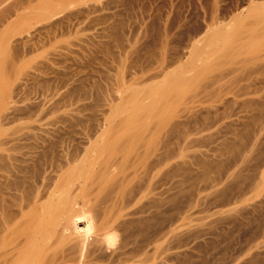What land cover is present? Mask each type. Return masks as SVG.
I'll use <instances>...</instances> for the list:
<instances>
[{"label": "rangeland", "instance_id": "obj_1", "mask_svg": "<svg viewBox=\"0 0 264 264\" xmlns=\"http://www.w3.org/2000/svg\"><path fill=\"white\" fill-rule=\"evenodd\" d=\"M41 1L52 13L35 2L27 19L0 24L3 66L21 64L20 75L0 73L6 113L33 108L31 120L3 122L11 141L0 137L1 149L10 142L1 152L29 155L40 129L61 139L41 141L53 149H34L44 157L17 188L23 175L8 164L20 156L0 168V261L24 248L29 264H264V22L249 10L264 0ZM133 114L139 141L122 134ZM112 141L119 147L99 158ZM48 203L60 206L55 224Z\"/></svg>", "mask_w": 264, "mask_h": 264}, {"label": "bare ground", "instance_id": "obj_2", "mask_svg": "<svg viewBox=\"0 0 264 264\" xmlns=\"http://www.w3.org/2000/svg\"><path fill=\"white\" fill-rule=\"evenodd\" d=\"M43 1H44V0H43ZM46 1H47V0H46ZM48 1H49V0H48ZM48 1H47V2H48ZM50 1H51V0H50ZM54 1H55V0H54ZM35 2H37L38 4H37V5H34V4H36ZM40 2L43 3L41 0H0V24H2V27H3V23L6 24L9 20H13L14 18H17L18 21H19V18L21 19V18L24 17V15H23L24 13H25V19H27V17L29 16V13L27 14L26 11H28L29 9H31V7H32L33 5L39 8V7L41 6V3H40ZM44 2H45V1H44ZM51 2H52V1H51ZM39 3H40V4H39ZM39 5H40V6H39ZM46 5H47V4H46ZM46 5L44 4L43 7H40V9L42 8V9L40 10V12L42 11V13H43V11H44L43 9H45L44 7H45ZM49 5H50V4H49ZM49 5H48V6H49ZM51 5H52V4H51ZM54 5H55V4H54ZM56 5H57V4H56ZM56 5H55V6H56ZM253 5H254V4H253ZM57 6H58V5H57ZM249 7H251L249 10H251V11L253 10V11H254V12L252 11V13H255V16H256V18L259 19V22H260V21H261V22H264V7L259 6V4H258V5H254V6L251 5V6H249ZM38 8H36V12H38V13H39L38 15L40 16V12H39ZM46 8H47V7H46ZM51 8H53V7L51 6ZM51 8L49 7V9H51ZM53 9H54V8H53ZM53 9H52V10H53ZM56 9H57V8H56ZM58 9H59V8H58ZM34 10H35V7H34ZM32 11H33V10H32ZM32 11L30 10V14H31ZM45 11H46V12H49V13L51 12L50 10L48 11V8L45 9ZM59 11H60V10H59ZM53 12H56V11H53ZM34 13H35V11H34ZM34 13H33V14H34ZM42 13H41V14H42ZM51 13H52V12H51ZM26 14H27V15H26ZM22 15H23V16H22ZM42 15H43V14H42ZM50 15H53V16H54L55 14H50ZM75 15H76V14H75ZM75 15H74V17H75ZM253 15H254V14H253ZM32 16H33V15H32ZM39 16H38V17H39ZM43 16H44V15H43ZM45 16H46V15H45ZM255 16H254V17H255ZM33 17H34V16H33ZM33 17H32V18H33ZM48 17H49V16H48ZM68 17H69V16H68ZM35 18H36V17H35ZM42 18H43V17H42ZM51 18H52V17H51ZM25 19L23 18V20H25ZM38 19H39V18H38ZM44 19H45V18H44ZM70 19H71V18H70ZM15 20H16V19H15ZM23 20H22V21H23ZM31 20H32V19H31ZM36 20H37V19H36ZM72 20H73V19H72ZM75 20H76V19H75ZM20 21H21V20H20ZM66 21H68V20L66 19ZM70 21H71V20H70ZM24 22H25V21H24ZM33 22H34V20H33ZM36 22H37V21H35V23H36ZM39 22H40V20H39ZM41 22H44V21H41ZM14 23H15V22H14ZM30 24H31V23H30ZM30 24H29V25H30ZM32 24H33V23H32ZM37 24H38V23H37ZM40 24H41V23H40ZM59 24H60V23H59ZM66 24H67V23H66ZM51 25H52V24H51ZM54 25H56V24H54ZM57 25H58V24H57ZM57 25H56V26H57ZM60 25H61V24H60ZM62 25H63V24H62ZM31 26H32V25H31ZM58 26H59V25H58ZM64 26H65V24H64ZM64 26H63V27H64ZM68 26H69V25H68ZM0 27H1V26H0ZM4 27H6V26L4 25ZM49 27H50V26H49ZM59 27H61V26H59ZM59 27H57L56 29H58ZM45 28H46V27H45ZM51 28H52V27H51ZM64 28H65V27H64ZM71 28H72V27H71ZM53 29H55L54 26H53ZM59 29H60V28H59ZM62 30H64V29H62ZM65 30H66V29H65ZM67 30H68V29H67ZM73 30H74V29H73ZM0 31H1V30H0ZM3 31H4V30H3ZM46 31H47V30H46ZM53 31H54V30H53ZM224 31H225V30H224ZM1 32H2V31H1ZM55 32H56V30H55ZM57 32H59V31H57ZM2 33H3V32H2ZM43 33H44V32H43ZM45 33H46V32H45ZM63 33H64V32H63ZM223 33H224V32H223ZM31 34H32V33H31ZM37 34H39V32H37ZM47 34H48V33H47ZM52 34H53V33H52ZM52 34H51V35H52ZM64 34H65V33H64ZM224 34H225V33H224ZM0 35H1V34H0ZM32 35H33V34H32ZM40 35H41V34H40ZM33 36H34V35H33ZM48 36L50 37L49 34H48ZM38 39H40V36H39ZM38 39H37V40H38ZM26 41H27V40H26ZM40 41H41V40H40ZM40 41H39V42H40ZM37 42H38V41H37ZM207 43H208V42H207ZM207 43H205V44L208 45L209 43H208V44H207ZM213 43H214V42H213ZM5 44H6V43H5ZM27 44H29V43H27ZM27 44H26V42H25L24 45H26V47H27ZM6 45H7V44H6ZM6 45L3 47L6 51H5V50L3 51V50H2L3 48L0 47V51L2 50V54H3V55H4V52L8 53V48H9V47H8V45H7V46H6ZM9 45L12 47V45H11L10 42H9ZM209 45H211V43H210ZM215 45H216V44H215ZM28 46H29V45H28ZM211 46H212V45H211ZM213 46H214V45H213ZM213 46H212V47H213ZM11 47H10V48H11ZM13 47H14V46H13ZM30 47H31V46H30ZM24 48H25V47H24ZM198 48H199V47H198ZM201 48H202V47H201ZM201 48H200V50H201ZM210 48H211V47H210ZM214 48H215V47H214ZM11 49H12V48H11ZM11 49H9V50H11ZM25 49H27V48H25ZM25 49H24V50H25ZM28 49H29V47H28ZM202 49H203V48H202ZM204 49H205V48H204ZM208 49H209V48H208ZM212 49H213V48H212ZM201 51H202V50H201ZM201 51H200V53H201ZM202 52H204V51H202ZM195 53H199V51H197V52L195 51ZM0 54H1V52H0ZM10 54H11V53H10ZM23 54H24V53H23ZM26 54H27V53H26ZM15 55H16V54H15ZM197 55H198V54H197ZM201 55H202V54H201ZM1 56H2V55H0V57H1ZM4 56H7V54H5ZM4 56H3V57H4ZM11 56H12V55H11ZM17 56H19V54H18ZM21 56H22V55H21ZM199 56H200V54H199ZM12 57H13V56H12ZM24 57H25V55H24ZM54 57H55V56H54ZM54 57H53V58H54ZM196 57H197V56H196ZM200 57H201V56H200ZM4 58H5V57H4ZM7 58H8V56H7ZM7 58H5V59H7ZM14 58H16V57H13L12 60H11V61L14 60V62H13V65H14V66L12 67V65H11V64H12L11 61H9V63H11V64H10L11 66H9V65H8V66H9L10 68H12V69L14 68L13 71L15 70L16 72H18L17 70H18V69L20 70V67L15 66V65H18L19 62H17L18 64H16V63H15L16 61H15ZM18 58H19V57H17L16 60H17ZM51 58H52V57H51ZM197 58L199 59V57H197ZM23 59H24V58H23ZM55 59H56V58H55ZM200 59H201V58H200ZM202 59H203V58H202ZM8 60H9V58H8ZM47 60H48V59H47ZM205 60H206V59H205ZM6 61H7V60H6ZM49 61H50V60H49ZM49 61H48V63H49ZM56 61H57V60H56ZM199 61H200V60H199ZM203 61H204V60H203ZM203 61H202V64L204 65L206 61H204V63H203ZM4 62H5V60H3L2 58H0V73H1V74H2V71H3L4 69H5V70L8 69V70H7L8 72H9V70H12V69H10L9 67H8V68H5L3 65H4V64H7V62H5V63H4ZM59 62H60V61H59ZM197 62H198V61H197ZM207 62H208V61H207ZM207 62H206V64H207ZM9 63H8V64H9ZM51 63H52V62H51ZM55 63H56V62H55ZM57 63H58V62H57ZM49 64H50V63H49ZM49 64H47V65L43 64V65L46 67V66H48ZM52 64H53V63H52ZM199 64H200V62H199ZM206 64H205V65H206ZM20 65H21V64H19V66H20ZM54 65H55V64H54ZM54 65H53V66H54ZM59 65H61V64H59ZM59 65H58V66H59ZM203 65H202V66H203ZM5 66H7V65H5ZM40 66H41V65H40ZM40 66H39V67H40ZM44 66H43V67H44ZM199 66H200V65H199ZM202 66H201V67H202ZM206 66H207V65H206ZM17 67H18V68H17ZM43 67H42V69L44 70ZM49 67H52V66L50 65ZM3 68H4V69H3ZM21 68H22V67H21ZM36 69H37V68H36ZM45 69H48V68H45ZM52 69H54V67H53ZM57 69H58V68H57ZM60 70H61V69H60ZM7 71H6V72H7ZM13 71H12V72H13ZM34 71L37 72V70H34ZM45 71H47V70H45ZM45 71H42V70H41V71L39 72V70H38L39 73H37V74H36V72H34V73L37 75V77H39L40 75H42V77H44L43 74H42L41 72L46 73ZM50 71H51V70H50ZM8 72H7V75H8ZM19 72H20V71H19ZM19 72L16 73V74H17V75H20ZM57 72H58V71H57ZM9 73H10V72H9ZM13 73H14V72H13ZM13 73H11V76L13 75ZM31 73H32V72H31ZM40 73H41V74H40ZM1 74H0V76H1ZM4 74H5V73L3 72L2 75L5 77ZM27 74H28V73H27ZM27 74H26V75H27ZM38 74H40V75L38 76ZM47 74H48V73H47ZM60 74H61V72H60ZM7 75H6V76H7ZM9 75H10V74H9ZM29 75H30V74H29ZM33 75H34V74H33ZM36 75H34V76L36 77ZM44 75H45V74H44ZM53 75H54V74H53ZM3 76H1V78H2ZM11 76H10L9 78H13V77H11ZM34 76L31 75V77H34ZM46 76H47V75H46ZM58 76H59V75H58ZM170 76H171V75H170ZM16 77H17V76H16ZM27 77H28V76H27ZM42 77H41V78H42ZM47 77H48V76H47ZM1 78H0V79H1ZM5 78H6V77H5ZM5 78H4L3 81H6ZM2 79H3V78H2ZM2 79H1V82H0V83L3 82ZM30 79H32V78H30ZM10 80H11V79H10ZM15 80H16V79H15ZM44 80H46V79H44ZM170 80H171V79H170ZM170 80H169V81H170ZM173 80H174V79H173V77H172V81H173ZM172 81L169 82V83L171 84V86L174 87L175 85H173V84H175L176 81H174V83H173ZM9 82H10V81H8V83H9ZM11 82H12V81H11ZM4 83H5V82H3V86H4L5 89L3 88L2 84H0L1 87H2L1 90H0V92H1V91H2V92L4 91V92L2 93V95H0V130H2V132H3V133H2V132L0 131V133L3 134V135H4V130H3V129H4V126H3V122H4L5 120H6L7 123H9V121H7V120H11V119L14 120V121H17L16 119H17L18 117H21L22 119H23V117H24L23 120H25V118H26V119H29V118H30V120H31V119H32V114H33V108H31V107H26V106H25L26 108L21 106L22 109H21V108H20V109H19V108H17V109H14V108H13V109H14V112H13V113H6V110L8 111V109H9L10 107H9L8 109H7V108L5 109V107H8L7 105H9V103L12 101V99H10V95L7 93L8 90L6 89V87L8 88L9 86H7V84H6V83L4 84ZM167 84H168V82H167ZM167 84H166V85H167ZM160 85H161V84H160ZM168 85H169V84H168ZM5 86H6V87H5ZM169 86H170V85H169ZM171 86H170V87H171ZM152 87H154V89H155V88L157 87V85H156V86L154 85V86H152ZM167 87H168V86H166V88L164 89V91H163V89H162L163 94H161L162 92H161L160 90H158V91H160L161 93H158V91L155 92L154 89H153V90L151 89L150 91H151V93H154V94H152V95H155V93H158V94H157L158 97H159V95L164 96V92H166V91H167V92L170 91V90H167ZM170 87H169L168 89H172V88H173V87H171V88H170ZM2 89H3V90H2ZM157 89H159V87L156 88V90H157ZM173 89H174V88H173ZM153 91H154V92H153ZM139 92H141V91H139ZM137 93H138V92H137ZM137 93H136V95H137ZM151 93H149L150 95H149V94H148V95L151 96ZM133 95H134V94H133ZM133 95H132V96H133ZM157 95H155V97L152 96V97H153L152 100L154 99V102H155V100H156V102L154 103V104H156V105L160 103V102H157V98H158V97H156ZM137 96H138V95H137ZM140 96H141V93H140ZM134 97H135V96H134ZM129 98H130V96H129ZM132 98H133V97H132ZM136 98H138V97H136ZM136 98H135V99H136ZM147 98H148V97H147ZM150 98H151V97H150ZM155 98H156V99H155ZM161 98H162V97H161ZM9 99L11 100L10 102H9ZM142 99H143V98H142ZM144 99H145V98H144ZM148 99H149V98H148ZM131 100H132V99H131ZM131 100H130V101H131ZM138 100H140V99H138ZM138 100H137V101H138ZM145 100H146V99H145ZM149 100H150V99H149ZM152 100H151V101H152ZM162 100H163V99H161L160 101H162ZM132 101H134V99H133ZM135 101H136V100H135ZM135 101H134V103H135ZM151 101H147V102L150 103ZM158 101H159V100H158ZM126 102H128V101L126 100ZM126 102H125V103H126ZM140 102H141V101H140ZM12 103H13V102H12ZM125 103H124V104H125ZM134 103L132 102L133 105H134ZM142 103H143V102H142ZM142 103H141L139 106H141V105L143 106ZM149 103H148V105H149ZM14 104H15V103H14ZM31 104H32V103H31ZM33 104H34V103H33ZM45 104H46V103H45ZM136 104H138V103L136 102L135 105H134V107H133V106H132V107H133V108L137 107V110H138V112H139V111H140V107L137 106ZM151 104H152V103H151ZM25 105H26V104H25ZM35 105H36V106H39V105H37V104H35ZM127 105H128V104H127ZM145 105H146V103H145ZM148 105H147V107H151V109H150V108H147V107L145 106L148 110H151V111L153 110V111H154V109L157 108V106H156L154 109H152L153 106H150V105L148 106ZM160 105H161V104H159V106H160ZM10 106H11V104H10ZM23 106H24V105H23ZM28 106H29V105H28ZM30 106H32V105H30ZM18 107H19V106H18ZM43 107H44V104H43ZM132 107H131V108H132ZM37 108H38V107H36V109H37ZM46 108H47V107H46ZM52 108H53V107H52ZM54 108H55V107H54ZM125 108H127V107H125ZM131 108H129V111H130ZM138 108H139V109H138ZM4 109H5V113H4ZM41 109H42V106H41ZM141 109H142V108H141ZM143 109H144V107H143ZM37 110H38V109H37ZM46 110H47V109H46ZM122 110H123V109H122ZM131 110H134V109H131ZM135 110H136V109H135ZM148 110H147V111H148ZM155 110H156V109H155ZM34 111H35L34 113H37V112H38V111L36 112L35 109H34ZM41 111H43V109H42ZM147 111H146V112H147ZM151 111H150V112H151ZM153 111H152V112H153ZM127 112H128V110H127ZM130 112H131V111H130ZM135 112H137V111H135ZM141 112H142V111H141ZM143 112H144V114H145V110H144ZM143 112H142V113H143ZM152 112H151V113H152ZM124 113H125V112H123V114H124ZM132 113H133V111H132ZM148 113H149V112H148ZM151 113H150V114H151ZM155 113H156V111H155ZM37 114H38V113H37ZM37 114H36V115H37ZM39 114H40V113H39ZM119 114H120V112H119ZM17 115H18V116H17ZM19 115H21V116H19ZM153 115L155 116L154 113L152 114V117H154ZM16 116H17V118H16ZM38 116H39V115H38ZM40 116H41V115H40ZM121 116L123 117V115H121ZM138 116H139V114H138ZM138 116H136V117H138ZM141 116H142V115H141ZM145 116H148V115H145ZM127 117H128V118H125V120L127 119V120H126V123L124 124L125 127H124V126L122 127V128H124V129L122 130V134L124 133V134H126V135H130L131 137H133V139L135 138V140L139 141V140L141 139V135L138 134V133H139V131H138V130H139V129H138V125L136 126V124H135V123H137V122H136V119H137V118L135 117L134 114H133V115H129V116H127ZM150 117H151V116H150ZM152 117H151V118H152ZM141 118H142V117H141ZM143 118H144V117H143ZM143 118H142V119H143ZM145 118H146V117H145ZM22 119H21V120H22ZM36 119H37V116H36ZM142 119H141V120H142ZM18 120H19V119H18ZM123 120H124V119H123ZM139 120H140V118H139ZM139 120L137 119L138 122H139ZM148 120H149V119H148ZM152 120H153V119H152ZM152 120H151V122H152ZM19 121H20V120H19ZM35 121H36V120H35ZM35 121H33V122H35ZM11 122H12V121H11ZM11 122H10V123H11ZM124 122H125V121H124ZM145 122H146V121H145ZM149 122H150V121H148V123H149ZM7 123H5V124H7ZM142 123H144V122L142 121ZM142 123H139V124H142ZM146 123H147V122H146ZM148 123H147V124H148ZM12 124H14V122H13ZM122 124H123V123H122ZM9 125H11V124H9ZM144 125H145V124H144ZM149 125H150V124H149ZM2 126H3V128H1ZM135 126L137 127L136 130H135ZM145 126H147V125H145ZM145 126H144V129H145ZM147 127H148V126H147ZM38 128H40V127H38ZM41 128H43L42 125H41ZM139 128H140V127H139ZM142 128H143V124H142ZM142 128H140V130H142ZM5 129H6V128H5ZM36 129H37V128H36ZM58 129H61V130H62L61 127L58 128ZM137 129H138V130H137ZM37 130H39V129H37ZM49 130H50V129H49ZM49 130H48V128H47V129H46V128H45V129H40L39 133L36 132V133L39 134V135L36 134V136H35V133H34V137H33V135L31 136V137H32L33 144H32V142H31V143L29 144V145H31V146H29V145H28L29 147L26 146V147H28V148H26V150L30 149L31 152L29 151V153H30V154H33L32 156L35 155V154H34V153H36L35 150H37V153L45 155V153H43L44 151H43L42 153L40 152L41 150H43V148H44V150H45V149H48V148H47L48 146H49V148L54 147V146H55V147L58 146V144H59L58 141H60L61 138H60L59 140H58L57 138L60 137V136L58 135V133H61V131H60V130H57L58 133L55 131V134H57V136H58V137H57V136L54 134V132L52 133L53 129L50 130L51 132H50ZM55 130H56V127H55ZM146 130H147V128H146ZM5 131H7V129H6ZM59 131H60V132H59ZM123 131H124V132H123ZM135 131H138V132H135ZM144 131H145V130H144ZM142 132H143V130H142ZM26 133H27V132H26ZM1 134H0V137L2 136V139H3L4 141H6V139H4V137H6L7 134H5L6 136H3V135H1ZM32 134H33V133H32ZM140 134H141V132H140ZM25 135H26V134H25ZM25 135H24V138H26ZM9 136H10V135H9ZM10 137L13 139V136H10ZM29 137H30V136H29V133H28V136H27L28 141H29V139L31 138V137H30V138H29ZM54 137H55V138L57 137V138H56V139H57V142L54 141V140H52V139H55ZM6 138H9V137H6ZM9 139H10V138H9ZM9 139H7V140H8V143H4V144H6V145L8 144V146H9V143H10V142H9ZM14 139H15V138H14ZM14 139H13V140H14ZM27 139H26V140H27ZM0 140H1V138H0ZM13 140H12V141H13ZM10 141H11V139H10ZM15 141H17V140L15 139ZM18 141L21 142L22 139H21V140H18ZM41 141L46 142V143H45L46 145H47V142H48L49 145H47V147H43V148H42V145L40 146ZM22 142H24V141H22ZM22 142H21V144H22ZM26 142H27V141H26ZM26 142H25V143H26ZM43 142H42V144H43ZM116 142H118V141H112V142H111V145H108L110 142H107V144H104V143H105V142H104V143L101 145L100 148H99L98 146L96 147V151L98 152V154H97L96 151H95V153L97 154V156L101 154V156H98L99 158L102 157V156L104 157V154H103V153L106 154V152H108V150L110 149V147H111V149H112V146L114 145V143H115V145H116ZM0 143H2V142H0ZM28 143H29V142H28ZM28 143H27V144H28ZM56 143H57V146L55 145ZM112 143H113V144H112ZM118 143H119V142H118ZM118 143H117L116 146L119 147ZM11 144L13 145L14 142L11 143ZM15 144H17V143H15ZM45 144H43V146H44ZM2 145H3V144H0V168L6 166L7 163H8L7 161L11 160V162H12V161H13L12 159L15 160V159H18L19 156H20V157H21V156L24 157V155H25L24 158L21 157L22 159H20V157H19L20 160H19V159L16 160V162H18V163H16V164L9 163V164H8V166H9L11 169H13V170L16 169L17 172H19L20 174L23 175V176H19V177L15 178L13 184H10V186H11L10 189H12L13 185H14V187H15V186H21V185L24 183V180H25V178H26V175H27V174H30V173H31V170H34V169H32V167H33V168L36 167L35 169H37V166H34V165H32V164H33L34 162H36L35 164H40V162L42 161L41 158H43L44 156L39 155L40 158H39L38 156L32 157L30 154H29L30 156L28 155V152H27V151H25L26 153L24 152L25 149H22V150H23V152H22L23 155H21V154H19V156L16 155V156H18V157H16V158H14L15 156H12V159H11V158H10L11 155L9 154V157H8L9 159L7 158L8 160H6L5 157L7 156V153H8V151H9V149L12 150L13 147H11V146H12V145H11V146H10L11 148H9V147H8V149L6 148V149L8 150V151L6 150L7 152H1V151L4 150L5 147H6V145H5V147H3L4 149H1ZM46 145H45V146H46ZM115 145H114V146H115ZM3 146H4V145H3ZM18 146H19V144L17 145V147H18ZM14 147H15V146H14ZM40 147L42 148L40 151H38L39 149H35V148H40ZM118 147H116V148H118ZM24 148H25V146H24ZM97 148H98V149H97ZM116 148H115V150H112V151H115V152H116V150H117ZM34 149H35V150H34ZM52 149H53V148H52ZM52 149H50V150L48 149V151H51ZM113 149H114V147H113ZM13 150H14V149H13ZM18 150H19V149H18ZM18 150H17V151H18ZM106 150H107V151H106ZM14 151H16V150H14ZM19 151H21V150H19ZM33 151H34V153H32ZM104 151H106V152H104ZM112 151L110 150L109 152H112ZM45 152H47V150H46ZM1 153H2V154H1ZM3 153H4V154L6 153V155L3 156ZM110 154H111V153H108L107 155H110ZM27 155H28V156H27ZM97 156H96V159H98ZM30 157H31V158H30ZM37 157H38L39 160L37 159ZM35 158H36V159H35ZM37 160H38V161L41 160V161H40L39 163H37V162H38ZM94 160H95V159H94ZM100 160H103V158H101ZM9 162H10V161H9ZM84 162H85V160L82 161L81 165L79 164V165H80V169L83 170V171H81V170L78 171V170H77L79 173L81 172L82 174H85V173H83V172H85V170H86V164H87V163H86V162L84 163ZM13 163H14V162H13ZM89 164H90V163H89ZM31 166H32V167H31ZM89 166H90V165H89ZM89 166L87 167V170H90L91 167L89 168ZM17 169H18V170H17ZM78 169H79V168H78ZM84 169H85V170H84ZM29 171H30V172H29ZM34 171H35V170H34ZM179 171H180V169H179V167H178V171H177V170H174V173H175V172H179ZM32 172H33V171H32ZM86 172L91 173V171H90V172H89V171H86ZM81 173H80V175H79V174L77 175V173H76V175H75V174L73 173L74 175H71V177H73V178L70 177V180H71L72 182H73V180H76V181L79 180L80 178L77 179V177H80V176H81V178L83 177V176L81 175ZM88 173H86V174H88ZM169 173H170V172H169ZM170 174H171V173H170ZM75 176H76V177H75ZM83 178H84V177H83ZM83 178H82V179H83ZM72 182H71V183H72ZM11 183H12V182H11ZM7 186H8V185L5 186V188H4L5 190L8 188ZM15 188H17V187H15ZM0 193L5 194V193H3V192H0ZM6 193H7V192H6ZM66 194H67V192H66ZM62 196H63V194H62ZM62 196H61V197H62ZM64 198H65V199H64ZM62 199H63V200H62ZM62 199H60V201H59V204L61 205V209H60V206L57 205V206H59V207H58V208L56 207L57 209H56L55 211L53 210L54 207H53L51 204H49V203H51V202H49L48 204H46L47 206L45 207V209H48V210H49V208H50L49 211L47 210L48 213H50V214H49L50 216H48V213H47L46 215H47L48 217H50V218H47V219H48L49 221H50V220L52 221L51 224L54 223V222L56 221L55 218L60 219V218H58L60 215H62V213H59V212H61L60 210H62V209L64 210L65 208H67L66 206L69 204V200H68V196H67V195H66V196H63ZM61 200H62L63 202H62ZM61 203H62V204H61ZM49 205H51L52 207H48ZM47 207H48V208H47ZM51 208H52V209H51ZM59 209H60V210H59ZM58 210H59V211H58ZM56 211H57V212H56ZM56 213H59L60 215H58V214L56 215ZM64 213H65V212H64ZM43 214H44V213H43ZM52 214H55V215L52 216ZM43 216H44V215H43ZM51 216L53 217V219L51 218ZM56 216H58V217H56ZM43 218H45V217H43ZM43 218H42V220L40 219V224H41V226L47 224V223H45L46 221H45V219L43 220ZM6 219H7V218H6ZM41 221H42L43 223H42ZM44 221H45V222H44ZM56 222H57V221H56ZM5 224H6V222H5ZM49 224H50V222H48L47 225H49ZM54 224H55V223H54ZM9 250H10V252H9L8 250H6L4 253H6V254H7L8 252H9V254L14 253V252H11V249H9ZM12 250L14 251V249H12ZM19 250H21V251H19ZM19 250H18L17 248H16V250H15V251H16V252H15V253H16L15 256H17L18 253H20L18 259H17V257H15V256H13V257H15L16 259H15V258L13 259V257L10 258V256H7L6 254H3L2 257H3V256H4V257L6 256V257H5V261H0V262H1L0 264H2L3 262H4L3 264H29V263H30V261H29V260H30L29 256L31 257L32 252L28 251L29 253H31V254H29V253L26 251V249H25V251H24V248H23V249L20 248ZM22 250H23L24 252H23ZM27 250H29V249H27ZM7 251H8V252H7ZM18 251H19V252H18ZM17 252H18V253H17ZM27 253H28V254H27ZM28 255H29V256H28ZM8 257H9V258H8ZM7 258H8V260L6 261ZM19 258H20V259H19ZM10 259H11V261H10ZM5 262H7V263H5ZM28 262H29V263H28Z\"/></svg>", "mask_w": 264, "mask_h": 264}]
</instances>
